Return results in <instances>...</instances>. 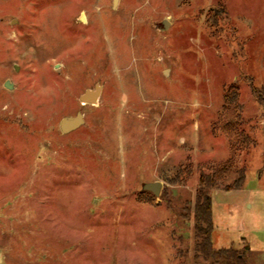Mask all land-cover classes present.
<instances>
[{"label": "rangeland", "instance_id": "374dc122", "mask_svg": "<svg viewBox=\"0 0 264 264\" xmlns=\"http://www.w3.org/2000/svg\"><path fill=\"white\" fill-rule=\"evenodd\" d=\"M230 87L255 143L212 239L264 264V0H0V264H212L181 215L232 157Z\"/></svg>", "mask_w": 264, "mask_h": 264}, {"label": "trees", "instance_id": "16d2710c", "mask_svg": "<svg viewBox=\"0 0 264 264\" xmlns=\"http://www.w3.org/2000/svg\"><path fill=\"white\" fill-rule=\"evenodd\" d=\"M254 93L258 96L259 103L264 104V90L255 89ZM241 111L240 92L237 88L230 87L225 93L221 121L224 123L225 133L230 142L232 157L209 173L201 172L194 203L189 202L181 215L183 220L193 223L194 259L196 261L201 258L212 264H248L245 252L233 247L215 248L212 239L214 232L212 192L214 190L229 192L243 188L247 173L245 168L237 166V159L246 147L255 143L243 129ZM177 180L174 179L172 183ZM144 192L156 196L151 191L144 190Z\"/></svg>", "mask_w": 264, "mask_h": 264}, {"label": "water", "instance_id": "95a60500", "mask_svg": "<svg viewBox=\"0 0 264 264\" xmlns=\"http://www.w3.org/2000/svg\"><path fill=\"white\" fill-rule=\"evenodd\" d=\"M9 81L5 83V87L8 89H12V86L10 85ZM101 94V90L99 87L95 88V91H87L85 95L81 98L82 103H91L94 104L99 95ZM83 115L81 113L77 114L75 117H67L64 118L60 123V129L64 134L70 133L77 128H79L81 125H83ZM161 184H148L145 186V190L153 192L156 196L160 195L161 192Z\"/></svg>", "mask_w": 264, "mask_h": 264}]
</instances>
